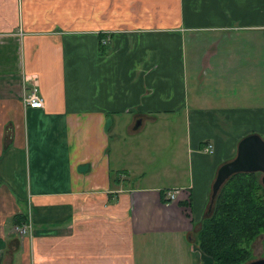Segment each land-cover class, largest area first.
<instances>
[{"label":"crops","instance_id":"obj_1","mask_svg":"<svg viewBox=\"0 0 264 264\" xmlns=\"http://www.w3.org/2000/svg\"><path fill=\"white\" fill-rule=\"evenodd\" d=\"M251 133L264 0H0V264H204L213 175Z\"/></svg>","mask_w":264,"mask_h":264},{"label":"trees","instance_id":"obj_2","mask_svg":"<svg viewBox=\"0 0 264 264\" xmlns=\"http://www.w3.org/2000/svg\"><path fill=\"white\" fill-rule=\"evenodd\" d=\"M257 174L230 175L217 189L210 213L194 234L199 255L207 258L204 264H245L251 259L248 246L259 234L264 255V188ZM23 217L17 215L19 225Z\"/></svg>","mask_w":264,"mask_h":264},{"label":"water","instance_id":"obj_3","mask_svg":"<svg viewBox=\"0 0 264 264\" xmlns=\"http://www.w3.org/2000/svg\"><path fill=\"white\" fill-rule=\"evenodd\" d=\"M242 172H257L260 174L259 182L264 187V140L257 134L251 133L248 136H242L237 142L235 155L230 160L216 169L213 175V181L210 187L209 201L207 202V213H210L212 202L217 193V189L230 177ZM246 264H264V259H255Z\"/></svg>","mask_w":264,"mask_h":264},{"label":"built area","instance_id":"obj_4","mask_svg":"<svg viewBox=\"0 0 264 264\" xmlns=\"http://www.w3.org/2000/svg\"><path fill=\"white\" fill-rule=\"evenodd\" d=\"M107 41L108 40L104 38L101 41V45H103ZM36 91H37L36 85L32 83L30 87L28 88V91L25 94H23L22 101L25 107L37 108V109H40L42 107L41 106L43 103L42 99L37 95ZM204 151H207V153H211L212 151L211 146L206 145V147L204 148ZM166 199L168 201H172L174 199L173 193H170L169 191H167ZM14 232L16 234V237H19V238L26 234L29 235L31 233L30 224L27 222H21L20 225L14 226Z\"/></svg>","mask_w":264,"mask_h":264},{"label":"rangeland","instance_id":"obj_5","mask_svg":"<svg viewBox=\"0 0 264 264\" xmlns=\"http://www.w3.org/2000/svg\"><path fill=\"white\" fill-rule=\"evenodd\" d=\"M262 140H264V135H260L259 136ZM154 138H149V137H146V138H144L143 137V139L141 140L143 143H139V145L138 146H136V149L137 150H141L142 152V154H143V157L145 158V157H147V152H149L150 150H151V148H152V143H153V140ZM158 145H156V147H157ZM160 146H162V145H160ZM258 175V181H259V176H260V174H257ZM129 178H130V184H131V186H134L135 185V183H133V180H131V177L129 176ZM260 183V182H259ZM264 188V187H263ZM262 196H263V199H264V190H263V192H262ZM263 237H262V235L261 234H259L258 236H256L255 238H254V240L249 244V246H248V249H249V254H250V260L249 261H255V259H260V258H263L264 259V255H263ZM249 261H247V262H249ZM246 262V263H247ZM245 263V264H246Z\"/></svg>","mask_w":264,"mask_h":264}]
</instances>
